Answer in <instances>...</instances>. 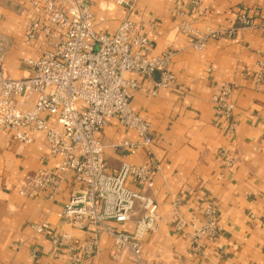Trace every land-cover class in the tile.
Instances as JSON below:
<instances>
[{
    "label": "crops",
    "instance_id": "0c3cea01",
    "mask_svg": "<svg viewBox=\"0 0 264 264\" xmlns=\"http://www.w3.org/2000/svg\"><path fill=\"white\" fill-rule=\"evenodd\" d=\"M87 1L98 33L114 35L129 17L142 34L153 37L151 55L175 51L170 67L177 81L174 87L153 95L150 91L159 74L152 79L133 75L141 88L132 97L131 108L152 124L151 151L161 167L153 175V187L142 189L157 201L160 215L157 231L147 233L143 240L145 264H264V77L256 88L258 62L264 55L262 31L243 29L234 38L213 39L204 50H197L178 30L182 21L176 13L178 0H126L134 1L130 15L115 0ZM31 4L32 0H0V34L10 41L1 64L14 79L31 76L33 69L27 61L39 58L45 49L44 31L34 39L28 37ZM240 13L259 23L264 0H202V9L192 18L200 29L218 30L235 25ZM34 19L42 27L47 25L40 15ZM223 85L237 87L231 122L217 112L213 102ZM35 99L32 95L30 102ZM47 120L55 123L53 117ZM97 137L106 146L110 172L118 171L123 163L148 161L145 147L137 151L112 147L138 138L116 118ZM224 149L236 159L231 167L219 154ZM48 155L44 132L25 144L10 130L0 128V264H73L66 250L54 259L49 233L32 228L44 221L50 224V233H68L76 247L90 237L98 239L97 254L82 264H134L129 254L119 256L113 237L103 228L93 223L79 227L61 216L82 187L73 177L67 178L54 199L36 190L21 193L27 177L43 167L60 165L59 158ZM174 201L182 218L194 226L201 224L208 205L219 211L221 234L214 241L203 239L200 254L192 251L191 228L175 227ZM107 224L126 232L135 227L133 222Z\"/></svg>",
    "mask_w": 264,
    "mask_h": 264
},
{
    "label": "built area",
    "instance_id": "2783aa9c",
    "mask_svg": "<svg viewBox=\"0 0 264 264\" xmlns=\"http://www.w3.org/2000/svg\"><path fill=\"white\" fill-rule=\"evenodd\" d=\"M115 2L124 6L128 15L134 9V1ZM201 9L202 0H178L176 13L182 18L178 30L190 39L194 49L204 50L213 39L234 38L243 29L257 27L264 36V15L255 23L252 17L240 13L235 25L210 30L200 29L192 18ZM39 15L46 26L42 27L34 19ZM28 17L29 39L44 31L45 49L39 58L27 61L33 69L31 76L14 79L1 64L10 41L0 34V128L10 130L17 141L25 144L31 143L37 133L44 132L48 156L59 158L60 165L43 167L27 177L21 193L36 190L54 199L67 178L73 177L82 187L72 195L61 216L69 217L79 227L93 223L103 228L113 237L119 256L126 253L134 264H145L143 240L147 233L157 231L160 215L157 201L142 189L153 187V175L160 173L161 167L151 151L152 124L131 108V99L141 88L133 75L152 79L159 74L150 91L153 95L159 89L174 87L177 81L170 67L175 51L151 55L153 37L142 34L129 17L114 35L98 33L87 0H32ZM258 66L257 89L264 77V55ZM236 88V85H223L213 95L217 112L230 122L235 115L232 95ZM32 95L36 99L30 102ZM49 116L55 119L54 124L47 120ZM112 118L138 136L137 140L127 139L112 147L133 151L145 147L148 149L146 163H123L115 173L109 171L106 146L97 133ZM230 128L233 130L232 125ZM219 154L227 167L236 161L228 149ZM174 202L175 227L191 228L192 251L200 254L203 239L214 241L221 234L219 211L215 205H208L203 209L201 224L194 226L182 218L178 203ZM109 221L133 222L135 227L131 232L118 231L107 224ZM32 228L37 233H49L54 259H60L66 250L73 264H82L98 252L96 237L88 238L79 248L70 243L68 233H50V224L46 221L34 223ZM32 254L35 256L34 251Z\"/></svg>",
    "mask_w": 264,
    "mask_h": 264
}]
</instances>
